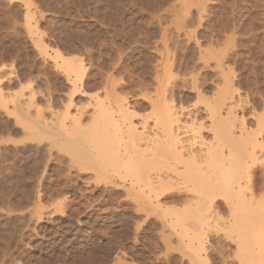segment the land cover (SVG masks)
Listing matches in <instances>:
<instances>
[{"label": "rangeland", "instance_id": "374dc122", "mask_svg": "<svg viewBox=\"0 0 264 264\" xmlns=\"http://www.w3.org/2000/svg\"><path fill=\"white\" fill-rule=\"evenodd\" d=\"M55 50L83 59L87 90L113 105L135 93L143 105L137 123L146 115L154 122L148 97L161 91L157 76L167 65L173 78L164 75V83L187 105L223 96L225 70L247 125L255 129L264 116V0H0V264H264L256 238L264 220H236L226 208L201 221L203 205L169 214L129 195L117 167L97 176L58 140L32 137L43 129L17 104L35 95L48 119L50 98L61 111L71 90ZM196 81L207 86L206 100L191 86ZM88 95L75 101L86 105ZM258 138L264 143V130ZM258 150L264 177V147ZM198 233L208 262L190 246Z\"/></svg>", "mask_w": 264, "mask_h": 264}, {"label": "bare ground", "instance_id": "6f19581e", "mask_svg": "<svg viewBox=\"0 0 264 264\" xmlns=\"http://www.w3.org/2000/svg\"><path fill=\"white\" fill-rule=\"evenodd\" d=\"M53 57L57 65L68 71L71 90L61 111L50 98L48 107L54 116L48 119L44 110L34 105L35 95L30 96L26 106L17 104L22 116L35 118L43 129L44 134L35 133L32 137L46 135L58 140L76 161L85 162L84 170L90 169L97 176L107 175L112 166L117 167L118 177L128 182L129 195L145 196L151 204L169 210V214L172 211L183 215L185 212L176 208L178 205H203L198 214L201 221L210 215L222 216L226 208L231 215L236 214V220H264V192H257L264 190V177L256 167L258 149L264 147L258 138L264 130V116L253 129L247 125L245 114L237 113L239 103L231 73L222 70L220 74L226 90H221L223 96L208 99L205 107H191L185 96L174 91V86L164 83V75L167 79L172 77L171 66L167 65L166 73L157 76L161 91L155 98L148 97L153 104L154 122L150 125L151 115H143L139 125L135 118L142 116L143 105L133 102L135 93H126L113 105L108 97L87 90L88 72L83 59L67 57L58 50ZM185 81L188 82L186 78ZM98 83L90 87L96 88ZM191 86L197 90L199 100L205 99L206 85L196 81ZM84 94L89 96L88 103L78 104L76 98L80 101ZM89 106L91 112L86 110ZM114 141L119 145L112 146ZM130 200L125 202L130 204ZM200 234L190 246L199 261L208 262L202 256L206 248ZM256 234L260 235L257 240L264 242L259 240L262 235Z\"/></svg>", "mask_w": 264, "mask_h": 264}]
</instances>
